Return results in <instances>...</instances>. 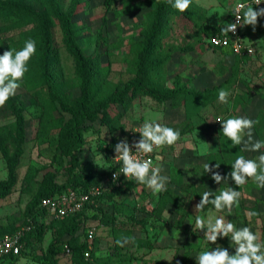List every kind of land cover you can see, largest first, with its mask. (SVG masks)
I'll return each instance as SVG.
<instances>
[{
    "label": "rangeland",
    "instance_id": "obj_1",
    "mask_svg": "<svg viewBox=\"0 0 264 264\" xmlns=\"http://www.w3.org/2000/svg\"><path fill=\"white\" fill-rule=\"evenodd\" d=\"M57 1L63 12L68 13L75 0ZM145 1H76L74 23L77 41L85 54L103 67L109 89L135 77L144 33L149 27L150 14L153 13L152 7L147 6ZM237 1L199 0L197 3V0H193L188 9L193 11L194 21L185 16L174 17L168 26L167 38L157 51L161 58L170 57L167 64L158 68L167 76L168 89L176 87L177 77L181 79V85L187 84L193 91H203L230 81L227 104L217 100L199 113L189 116L183 106L174 107L172 101L161 103L149 96L137 94L127 104L128 107L113 105L104 114H99L95 121L88 120L85 124L84 145L80 151L71 154L62 143L60 130H53L51 141L43 143L45 137L40 134L41 120L46 111L43 101L20 85L14 96L25 101L26 139L16 168L17 183L12 192L0 200V240L27 226L25 212L41 189H48L52 185H69L74 180L80 185L92 183V187H100L109 169L105 151L121 140L140 138L136 129L146 120L187 133L180 136L174 145L160 148L157 160L162 169L161 175L169 177L167 190H173L179 198L178 209L170 205L160 214L158 204L165 191L154 194L146 185L136 181L127 183L119 191L105 193L100 197L98 206L87 207L76 221L71 217L51 223L39 219L44 228L42 236L30 237L22 256L17 260L18 264H48V251L53 245L58 264H71L73 250L86 241L90 227L97 228L94 250L98 258L112 257L114 264H180L185 253L183 247L190 235L194 250L190 253L189 264H197L196 257L201 251L214 249L217 245L234 254L235 248L231 246L230 237H219L212 244L204 238L206 229L193 230L196 215L207 218L210 209L214 217L223 216L237 229L251 227L264 241V188L258 189L251 178L238 188L228 175L234 162L230 163L229 168L218 171L228 177L226 181L217 184L213 179L208 180V188L214 187L215 191L220 187H233L241 192L239 206H233L231 215L227 210L216 212L209 206L197 213L195 206L201 198L182 186L186 177L192 179L191 185H198L203 174L212 176L211 172H205L203 165L208 163L216 171L217 161L223 158V147L228 139L223 136L222 125L216 121L217 118L245 116L258 121L264 112V18L258 19L255 30L250 25L245 26V40L253 53L242 58L230 50L213 49L208 44L209 36L205 34L207 30L218 32L220 27L225 26L232 5ZM38 3L41 6L44 4ZM39 4L37 9L43 10ZM1 25H5L2 20ZM27 28L24 23L21 28L0 35V43L5 38L17 40ZM53 41L56 51L54 78L66 90L68 106L72 111L78 107L75 99L81 95L75 60L68 51L63 30L59 26L53 28ZM191 47L194 50H187ZM145 65L148 68L150 62ZM104 98H107L106 94L98 96V99ZM95 106L93 104L96 113ZM58 107L61 114L56 115L68 121L71 114ZM13 122L1 119L0 127ZM253 134L258 140L255 127ZM206 147L208 154L201 155ZM261 153L262 149L259 152H246L245 157L255 159ZM8 178L9 164L0 152V189ZM248 211H257L260 215L249 218L245 215ZM179 222L184 228H177ZM122 237H135V243L120 247L116 241ZM146 241L155 243L156 248L149 250L137 247V242Z\"/></svg>",
    "mask_w": 264,
    "mask_h": 264
},
{
    "label": "trees",
    "instance_id": "obj_2",
    "mask_svg": "<svg viewBox=\"0 0 264 264\" xmlns=\"http://www.w3.org/2000/svg\"><path fill=\"white\" fill-rule=\"evenodd\" d=\"M38 1L44 3L43 6ZM76 1H74L72 9L68 13H65L57 0H0V20L5 23V25L0 26V35H7L9 32L21 28L24 23L29 27L20 33L17 40L1 39L0 52L3 53L10 48L18 51L23 48L26 40L33 39L36 41V54L28 61V71L19 83L31 92L33 96L43 101V106L46 110L41 120L40 134L45 137L43 143L51 141V132L53 130H60L62 143L68 147L71 154H75L84 145L85 124L88 120L95 121L97 116L104 114L110 106L127 105L137 94L149 96L161 103L172 101L174 107L183 106L188 115L192 116V114L199 113L219 100L218 92L220 89L228 90L230 81L203 91H193L187 84L181 85L179 77L175 80V88H167V76L158 71V68H161L163 64H167L170 57H167V59L166 57L161 58V54L158 56L157 51L162 47L163 40L167 38L169 34V30L167 29L170 27L174 17L185 16L192 22L195 18L193 11L188 9L181 13L174 9L168 3V0L145 1L147 6L152 7L153 13L150 14L149 27L144 33L135 77L128 82H120L112 89H109V83L106 80L107 75L104 77L105 70L93 57L85 54L77 41V30L74 23ZM37 4L43 10H38ZM57 26L63 30L64 41L69 53L75 60L76 73L80 83L81 95L75 99L78 107L72 111H70L68 106L69 101L66 90L60 87L54 78L56 51L53 41V28ZM218 32L211 33L207 30L205 34L210 38ZM187 50H194V48L191 47ZM158 58L161 59L157 60ZM146 62H150L148 68L145 65ZM105 94L107 96L106 99H98L99 95ZM93 104H96V113L94 112ZM58 105L71 114V118L68 121H65L63 116L58 117L56 115L60 113ZM25 110V101L20 99L19 96L11 97L3 107H0V120L15 121L10 125L0 127V152L9 164V178L0 189V200L7 197L17 183L16 168L22 151V145L26 139ZM186 133V131H181L180 136H184ZM255 133L258 140L264 141V112L258 119ZM239 147H233L229 140L225 142V146L223 147L224 156L221 160L217 161L216 164H220V167L216 171L229 168L230 163L235 161L237 155H245V153H240ZM262 153H264V148H262ZM105 154L106 162L109 164V174L112 168V148L107 149ZM75 158L77 159V157ZM210 179H212L211 176L208 177L206 174H203L198 185H191L183 181L182 186L184 189H190L193 195L200 198L204 191H212L214 195H218L221 189H225V187H220L219 190L215 191L213 190L214 187L208 188V180ZM92 186V183L80 185L74 180L69 185H52L48 189H41L25 212L27 226L33 222V228L23 239L25 243L24 248L28 245L30 237L34 235L42 236L44 228L38 219L42 215V202L44 199L58 196L69 188L84 192ZM121 189H115L112 193ZM210 198H214V196ZM170 205L175 209H178L180 206L179 198L174 194L173 190H167L162 194L158 204L160 214ZM208 206L213 208L212 205ZM78 216L79 214L71 218H74L76 221ZM177 228H184L181 222H179ZM185 232L188 234V231L185 230ZM190 236L183 247L185 253L180 264H189L190 262V253L194 250V246L190 243ZM137 247L154 250L156 244L151 241L137 242ZM88 248L89 243L86 234V241L81 243L79 248L77 247L73 250L71 264H93V262L98 264H114L112 257L98 258L96 250L92 251L93 260H87L85 252ZM20 257L11 259L10 264H17V260ZM47 260L48 264H58L57 252L54 245L48 251ZM155 264L168 263L156 262Z\"/></svg>",
    "mask_w": 264,
    "mask_h": 264
},
{
    "label": "clouds",
    "instance_id": "obj_3",
    "mask_svg": "<svg viewBox=\"0 0 264 264\" xmlns=\"http://www.w3.org/2000/svg\"><path fill=\"white\" fill-rule=\"evenodd\" d=\"M168 3L179 12L183 13L193 3V0H168ZM199 3V0H197ZM262 0H252L251 4H237L232 15L235 16L234 23H226L220 27V32L224 35L235 34L238 27L250 25L255 30L258 18L264 17V8L254 9L253 5H260ZM213 43L220 41L213 38ZM226 44L227 41H224ZM36 41L28 39L20 50L9 49L0 55V107L16 94L20 87V81L23 80L28 71V61L36 54ZM230 92L226 89H220L218 99L221 103L227 104ZM222 125V134L226 137L233 147L240 146V153L259 152L264 148V141L256 140L253 134V128L258 121L245 116L229 117L227 119L217 118ZM136 132L140 134L139 141L131 146L126 139L119 141L115 145V159L122 162L120 173L126 178L134 179L136 182L146 185L154 194H159L167 190L169 177L161 175L162 169L159 166L153 167L151 159H142V155L153 153L154 150L163 146H172L180 139V132L174 128L162 125L156 121L146 120ZM208 147L209 144L206 143ZM138 155H134L132 148ZM207 147L201 152V155H207ZM205 172H211V178L220 184L226 181L228 177L222 176L218 171H213L210 164L203 165ZM220 164L215 168L219 169ZM232 171L228 174L235 185L240 188L244 186L251 178L258 189L264 188V153L258 155L255 159L246 158L245 155H237L234 163L231 165ZM119 175H114L117 179ZM214 198H210L213 197ZM241 192L236 188L228 187L221 189L218 195L212 191H204L201 200L196 204V212H202L206 206L212 205L216 212L227 210L232 214L233 206H239ZM245 215L249 218L258 217L257 211H248ZM204 230V238L208 243L215 244L219 237H230L231 246L235 248V253L230 254L228 249L217 245L214 249L201 251L197 257V264H264V241L259 234L254 233L251 227L245 226L237 229L231 221H226L223 216L214 217L211 209L207 218L197 214L195 217V230ZM92 238V233H89ZM117 245L123 247L127 243H135V237H122L116 241ZM10 246V245H9ZM19 252V249H16ZM87 255V253L85 254Z\"/></svg>",
    "mask_w": 264,
    "mask_h": 264
},
{
    "label": "built area",
    "instance_id": "obj_4",
    "mask_svg": "<svg viewBox=\"0 0 264 264\" xmlns=\"http://www.w3.org/2000/svg\"><path fill=\"white\" fill-rule=\"evenodd\" d=\"M239 3L251 4L252 0H241L237 2L234 7ZM233 7V9H234ZM254 9L264 8V0L260 5H253ZM232 9V11H233ZM261 19L264 17H260ZM258 18V19H260ZM235 16L230 15L228 23H234ZM244 27H238L235 34L229 33L227 35L221 32L208 38V44L215 50H230L237 57H245L253 53V50L245 40ZM213 38L220 41V43H213ZM224 41H227L225 44ZM140 138L127 139V142L131 146L134 142L139 141ZM117 144V143H116ZM115 144V145H116ZM115 145L112 146V168L109 174L105 177L100 187H91L87 191L80 192L73 188H69L66 192L51 198H46L42 202V215L39 219H46L47 223H51L54 220H65L69 217L76 216L84 211L89 206H98L100 197L105 193H112L113 190L123 188L128 182L134 181V179L126 178L123 173H120L122 162L115 159ZM133 154L138 155L135 152V148H132ZM160 148L154 150L153 153L148 155H142V159H151L153 167H155L156 161L158 160ZM117 173L119 177L113 179ZM38 219V220H39ZM33 222L28 226L20 230L19 232L6 236L0 240V264H10L11 259L18 258L21 256L25 243L23 241L26 234H28L33 228ZM89 233H92V238H89ZM97 238V228L90 227L87 232V241L89 248L85 252V258L92 261V251L95 249V243ZM10 245V246H9ZM19 249V252H16Z\"/></svg>",
    "mask_w": 264,
    "mask_h": 264
},
{
    "label": "crops",
    "instance_id": "obj_5",
    "mask_svg": "<svg viewBox=\"0 0 264 264\" xmlns=\"http://www.w3.org/2000/svg\"><path fill=\"white\" fill-rule=\"evenodd\" d=\"M239 1H241V0H238L237 2H239ZM237 2H234V3H233L232 8H231V12H230V13H232V9H233L234 5H235ZM229 19H230V18H229ZM228 21H229V20H228ZM228 21H227V23H228ZM244 29H245V28H244ZM244 36H245V35H244ZM156 166H159V161H156L155 167H156ZM160 168H161V167H160ZM164 169H165V168H164ZM184 180H185V181H184L185 183H189V184H190V183L192 182V181H191V180H192L191 178H187V177H186ZM17 264H18V263H17ZM19 264H23V263H22V262H21V263L19 262Z\"/></svg>",
    "mask_w": 264,
    "mask_h": 264
}]
</instances>
